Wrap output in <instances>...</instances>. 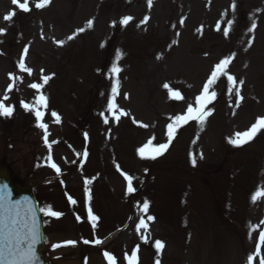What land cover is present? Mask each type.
<instances>
[{
  "label": "rangeland",
  "instance_id": "rangeland-1",
  "mask_svg": "<svg viewBox=\"0 0 264 264\" xmlns=\"http://www.w3.org/2000/svg\"><path fill=\"white\" fill-rule=\"evenodd\" d=\"M38 2L28 0L30 11L23 12L12 0H0V29L5 30L0 102L15 109L11 118L0 117V160L10 164L21 184L34 186L40 208L51 206L63 214L41 213L48 264H108L105 252L116 264H127L125 255L137 248L138 264H248L249 255L259 264L264 197L253 202L251 196L264 189V130L241 147L228 139L264 117V0H153L151 8L147 0H50L37 9ZM9 12L15 15L5 21ZM125 16L133 19L121 26ZM145 16L149 19L141 23ZM228 21L233 23L225 37ZM253 21L256 28L249 32ZM79 28L86 30L68 40ZM117 50L121 71L112 97L116 78L110 69ZM22 55L31 74L18 67ZM229 57L228 74L244 81L238 85L240 106L221 76L210 89L217 96L207 106L212 114L203 130L189 121L162 155L142 158L138 150L149 141L169 143L171 118L184 115L190 104L195 107L214 66ZM43 76L50 77L47 83ZM33 83L43 87L33 89ZM169 89L182 99L170 96ZM41 94L47 97V109L40 110L48 141H57L51 149L34 111L21 106V101L32 105ZM109 98L118 110L108 111ZM120 112L125 115L116 120ZM49 155L60 174L48 166ZM125 175L133 178L131 194ZM145 200L153 221L142 211ZM89 208L98 217L95 228ZM141 219L147 230H137ZM250 226H257L251 235ZM69 240L75 246L52 247ZM156 240L165 245L159 255Z\"/></svg>",
  "mask_w": 264,
  "mask_h": 264
},
{
  "label": "snow or ice",
  "instance_id": "snow-or-ice-1",
  "mask_svg": "<svg viewBox=\"0 0 264 264\" xmlns=\"http://www.w3.org/2000/svg\"><path fill=\"white\" fill-rule=\"evenodd\" d=\"M12 3L17 5V7L22 10L23 12H29V5L28 0H24L23 3H20L19 0H12ZM50 3V0H39L38 3L35 4V7L37 9H41L46 7ZM153 0H147V5L149 8L152 7ZM232 9L235 10V3L232 4ZM15 15L14 12H9L5 17V21H11L13 16ZM133 18L130 16H125L121 18L119 21V24L121 26H126L129 24V22ZM149 19V17L145 16L144 21L141 23L146 22ZM232 21H228V27H225L223 29V34L225 37L229 35L230 26L232 25ZM181 24H183V20H181ZM93 26V20L87 21V27L91 28ZM113 27L116 26V22H113ZM256 28L255 21L252 22L251 26L248 28L249 32L254 31ZM85 28H79L74 32L72 35L68 36V40H72L75 38L76 35L84 32ZM217 30H220V25L217 24ZM5 32L4 29H0V35H3ZM58 44L62 45L63 41H57ZM175 43V41H173ZM103 46V45H102ZM249 46H251V41H249ZM27 47L24 48V54H27ZM122 53L117 50L116 53V61H114L110 71L113 74V77L116 78L113 82L111 94L112 97H114L118 93V74L121 71V68L118 66V61L121 58ZM234 56V54H233ZM159 59V57H157ZM232 57L225 58L221 60L219 63H217L214 66V69L212 70L208 80L203 86V89L196 97V105L193 107L191 104L188 106L186 113L184 115H177L172 119V122L167 125V137L169 143H161L157 146H153L151 144V141L144 147L140 148L139 154L142 158H149V159H156L158 156L162 155L169 147L170 142L173 140L174 136L176 135L177 130L183 125L187 124L189 121H197L200 125V129L203 130L204 123L206 119L212 114L211 109H207V106L211 104L217 96V93L215 90H211L213 86L215 85L216 81L221 76H226L228 81V93L232 94L234 92L236 100L235 105L236 107H239L241 104V101L243 100V97L241 95V88L238 85H243L244 81L239 80L236 81L235 77L233 75L228 74L227 67L230 63ZM18 67L21 71L27 72L28 74H31V69L27 68L24 63V55L20 57ZM13 77L10 74V79ZM44 83H47V81L50 79L49 76H43L42 77ZM14 85L12 83H9L8 85V91H11L13 89ZM31 88L39 90L43 87L42 84L39 83H33L30 85ZM165 88H168L169 86L167 84L164 85ZM169 94L175 99H182L180 93L178 91H172L169 89ZM125 97L127 98V94H125ZM5 100L8 99V96L5 95ZM21 106L26 111H34L35 117H36V126L42 130H44V142L45 145L51 149V144L57 143V141H48V125L47 123L42 122L44 112L40 109H47V97L43 94L39 95L34 103L32 105L28 103H24L21 101ZM107 109L109 112H113L117 109V105L113 102L112 98H109ZM14 107L13 106H6L3 102H0V117L4 118H11L14 113ZM125 115V113L120 112L119 115L115 116L116 120L120 119V116ZM51 117L55 118V123H60L61 119L60 116L55 112H51ZM105 123H108L107 119L105 120ZM147 127V125H144ZM262 130H264V117L257 118L255 123L251 125L249 129L243 132H237L234 134V137L228 139V143L232 144L236 147H241L250 141H252L258 133H260ZM87 133H85V139L87 140ZM88 155L87 151L83 153V156L86 158ZM191 163L193 166L196 165V158L195 156L190 153ZM202 158V154H201ZM49 164L48 166L51 167L56 171L57 174H60L61 170L57 166L56 163L51 162V155L48 157ZM123 174V173H122ZM125 180L128 182L127 187V193L131 194L135 191L133 187V178L131 176L125 175ZM90 183V180H85V185H88ZM86 195L89 193V189L85 188ZM264 197V189L258 188L256 192H254L251 196V199L253 202H256L258 198ZM90 199V195H89ZM69 203L72 205H75L77 201L73 199L72 197H68ZM23 205H26V207L23 208V214H22V207ZM22 205L21 201H13L12 200V193L8 189L7 184H0V264H40V257L37 254L36 245L41 243V231L40 227L37 223L36 218V209L29 201H24ZM149 209V202L145 200L143 202L142 211L147 215ZM39 211L46 217H53V218H60L63 214L59 211H54L51 206L48 207H41ZM90 221L92 223L93 228L96 227V222L98 220V217L94 215L91 212V209L89 208L88 212ZM80 217H77V220H79ZM154 217L151 215H147V221H153ZM261 224H264V221H261ZM147 223L144 219H141L139 224L137 225V230L143 228L147 230ZM257 226H250V235L252 231L256 230ZM90 241L84 240L83 243L88 244ZM147 242V241H145ZM96 244H99L100 241H95ZM261 243H264V230H261L259 232L258 237V243L256 245V255H260V247ZM76 241H65L62 244H54L52 247L58 248L62 246H75ZM154 247L156 248L157 255L160 254L161 250L165 247L164 243L156 240L154 242ZM138 248L133 249L131 252V255H125L124 259L127 261V264H138ZM104 256L106 260L108 261V264H116L115 258L110 255L109 253L105 252ZM253 256L249 255L247 260L248 264H252L253 262ZM156 264H159V260H157ZM259 264H264V259H261Z\"/></svg>",
  "mask_w": 264,
  "mask_h": 264
},
{
  "label": "water",
  "instance_id": "water-1",
  "mask_svg": "<svg viewBox=\"0 0 264 264\" xmlns=\"http://www.w3.org/2000/svg\"><path fill=\"white\" fill-rule=\"evenodd\" d=\"M0 184H7L8 185V189L9 191H11L12 193V200L13 201H21L22 205L24 201H29L31 202V204L35 207V203L34 200L31 196V194L26 190V189H17L14 184L13 181L11 180L10 176H9V172L7 169H5L3 166L0 168ZM26 207V205H23L21 211L23 214V208ZM36 209V207H35ZM36 218H37V223L40 227V222H39V218L37 215V210H36ZM40 243L36 245V250H37V254L40 257V264H45L42 255L38 252V247H39Z\"/></svg>",
  "mask_w": 264,
  "mask_h": 264
}]
</instances>
